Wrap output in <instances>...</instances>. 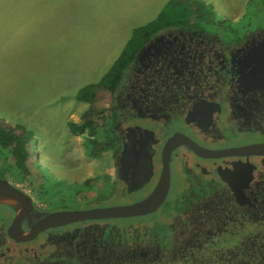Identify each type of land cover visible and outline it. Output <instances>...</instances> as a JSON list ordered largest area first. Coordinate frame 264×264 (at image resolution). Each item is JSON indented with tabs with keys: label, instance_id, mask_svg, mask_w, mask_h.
Listing matches in <instances>:
<instances>
[{
	"label": "flooded vegetation",
	"instance_id": "flooded-vegetation-1",
	"mask_svg": "<svg viewBox=\"0 0 264 264\" xmlns=\"http://www.w3.org/2000/svg\"><path fill=\"white\" fill-rule=\"evenodd\" d=\"M258 6L246 24L199 13L148 33L102 114L111 145L86 153L96 168L58 166L69 173L34 185L0 141V192L27 196L0 201V264H264ZM168 172L156 209L93 212L148 198Z\"/></svg>",
	"mask_w": 264,
	"mask_h": 264
},
{
	"label": "rangeland",
	"instance_id": "rangeland-1",
	"mask_svg": "<svg viewBox=\"0 0 264 264\" xmlns=\"http://www.w3.org/2000/svg\"><path fill=\"white\" fill-rule=\"evenodd\" d=\"M1 1L21 5V12L19 10L18 12L29 14L31 20L47 23V20L70 19L67 13L70 9L58 5L52 7L50 4H54V0ZM255 1L252 3H259L256 5H260L259 9H262V13H257L262 20L264 4L261 3L264 1ZM220 6L216 7L213 3L204 0H180L176 8L172 9L171 18L175 17V13L179 14V17L187 15L189 18L205 13L207 18L228 24L229 21H226ZM256 8L255 5L251 6L248 14L242 17L243 20L238 24H246L251 19H258L256 15H251ZM218 9L221 13L214 12ZM165 11L169 12V6L164 7L162 12ZM46 23L42 26L43 30L47 31L44 40H35L34 36L17 40L14 54L9 58L5 55L1 56L0 59L1 61L8 59L11 63V71L12 67L15 69V75H11L10 78L0 75V125L6 128L22 125L29 129V135L36 140L34 158L29 163L30 176L28 177L34 185L52 180L51 171L57 175L69 173L66 170L60 171L59 167L67 168L74 163H91L96 168L103 162L101 159L88 158L85 148L86 140L83 137L84 134L85 136L88 134V131L73 132L69 122H79L90 107L88 102L77 98L79 90L100 81L105 73L98 72L101 67L97 65L93 68L94 73H84L88 67L87 59H78L77 62L73 60L70 42L64 45L56 42L57 36L48 35L50 28ZM8 46L11 44L0 41V51ZM27 102H33V106L28 107ZM98 119V130L103 131L108 122L105 123L102 118ZM52 184L57 187L61 183L57 179Z\"/></svg>",
	"mask_w": 264,
	"mask_h": 264
},
{
	"label": "crops",
	"instance_id": "crops-1",
	"mask_svg": "<svg viewBox=\"0 0 264 264\" xmlns=\"http://www.w3.org/2000/svg\"><path fill=\"white\" fill-rule=\"evenodd\" d=\"M171 0H54L53 6L70 9V19L31 20L29 14L21 12V5L0 0V41L11 46L0 51L1 56L9 58L14 54L15 42L34 36L35 40H44L47 36L43 24L50 28L48 35L57 36L56 42L69 43L73 60L87 59L86 74L95 72V65L101 67L98 72L107 73L122 54L135 28L157 19ZM216 7L220 6L224 16L235 20L247 15L249 0H204ZM219 4V5H217ZM19 10V12H18ZM219 13V9L217 10ZM75 62V64H76ZM93 66V67H92ZM29 74L31 71L29 69ZM0 75L8 78L15 75L11 63L0 60ZM42 96V94H41ZM28 107L33 102H27ZM35 105V102H34ZM36 107V106H34Z\"/></svg>",
	"mask_w": 264,
	"mask_h": 264
},
{
	"label": "trees",
	"instance_id": "trees-1",
	"mask_svg": "<svg viewBox=\"0 0 264 264\" xmlns=\"http://www.w3.org/2000/svg\"><path fill=\"white\" fill-rule=\"evenodd\" d=\"M179 1L180 0L169 1L166 5V7L169 6V12H162L157 19L135 28L133 35L122 54L101 80L91 83L79 90L77 98L80 101L88 102L90 107L82 115L79 122L70 121L69 126L71 130L76 133L88 131V134L86 136L84 135L87 155L91 157L99 156L103 149L111 145L110 143H107L110 138L107 127L103 131L98 130V118H102L103 112L107 109V106H109L111 95L119 84L124 69L133 59L138 45L143 41L145 36L148 33H151L161 22L179 17V14L174 11L175 17L171 18V15H173L172 9L176 8ZM253 1L254 0H249V10L251 6L259 4L252 3ZM257 1L258 0L255 2ZM263 1L264 0H262V2ZM258 7L260 8V5ZM259 12L262 13L261 11ZM28 130L29 129L22 125H16V127L12 128H6L0 125L1 144L7 148L11 147L16 162V169L21 173L29 172V163H31L34 158L33 153L36 140L29 135Z\"/></svg>",
	"mask_w": 264,
	"mask_h": 264
},
{
	"label": "water",
	"instance_id": "water-1",
	"mask_svg": "<svg viewBox=\"0 0 264 264\" xmlns=\"http://www.w3.org/2000/svg\"><path fill=\"white\" fill-rule=\"evenodd\" d=\"M264 83V75L261 80ZM170 182V174L167 173V177L161 179L156 190L146 199L126 205L112 206L109 208L99 209L95 212L97 215L101 216H120V215H131L144 213L148 211H152L156 209L161 203L166 195V191L168 190ZM26 197L22 192H20L17 188L12 187L11 189L0 192V201H4L13 205H18L21 201H23V197ZM84 211H76L73 214H82Z\"/></svg>",
	"mask_w": 264,
	"mask_h": 264
}]
</instances>
